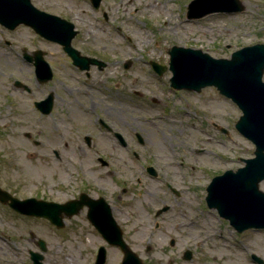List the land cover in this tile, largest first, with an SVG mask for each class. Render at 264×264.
<instances>
[{"label":"rangeland","instance_id":"374dc122","mask_svg":"<svg viewBox=\"0 0 264 264\" xmlns=\"http://www.w3.org/2000/svg\"><path fill=\"white\" fill-rule=\"evenodd\" d=\"M56 1L63 10L52 7ZM88 1L33 0L39 9L62 16L67 12L79 31L73 44L105 64L101 70L90 67L83 90L75 78L77 71L60 62L62 86L78 87L84 95L91 91L117 107L108 115L124 118L116 124L125 137L130 139L137 132L144 144L137 143L134 151L125 150L110 135L103 140L97 135L95 142L108 148L113 145L116 151H110L109 157L120 159L124 165L111 167L108 178L91 166L62 169L51 157L58 140L54 120L22 114L26 105L13 88V80H24L27 70L16 72L7 64L5 40H13L10 33H0V47L4 48H0V162H6L0 167V186L18 198L38 191L60 196V187L80 182L104 183L111 193L118 191L117 182L125 179L127 191L121 201L126 211L134 214L137 210L138 221L123 224L121 229L125 242L143 264H257L251 254L264 262V230L238 234L204 204L205 187L213 176L235 170L243 165L242 159L253 156V145L234 128L239 109L212 87L200 93L174 91L169 88L168 70L158 76L149 68L150 62L165 67L171 46L200 49L213 58H229L244 46L264 43V0H240L244 6L240 13L211 14L198 20L186 18L191 0H102L97 10ZM148 3L157 7L148 9ZM11 32L18 47H29L30 41L37 40L41 46L39 38L26 27ZM132 43L137 47L133 48ZM45 47L59 48L53 43ZM8 58L17 64L13 57ZM8 72L13 75L8 76ZM152 99L154 103L148 106ZM38 130L48 132L44 137ZM25 133H30L29 139ZM33 139L39 142L38 147L33 146ZM202 151L216 163L201 162L197 154ZM28 153L37 156L28 159ZM42 154L43 159L38 157ZM147 164L156 169L158 179L144 172ZM166 183L182 191V197L170 193ZM259 188L264 192V181ZM136 199L141 200L139 204ZM162 205L170 209L155 219L154 213ZM155 221L159 223L157 228ZM69 223L63 230H55L42 220L19 216L0 205V264H32L28 251H38V238L47 245L44 264H93L92 251L102 241L89 229L83 215L74 216ZM146 247L150 249L146 251ZM186 249L192 254L188 261L182 258ZM121 258L120 252L111 249L105 264H120Z\"/></svg>","mask_w":264,"mask_h":264},{"label":"water","instance_id":"95a60500","mask_svg":"<svg viewBox=\"0 0 264 264\" xmlns=\"http://www.w3.org/2000/svg\"><path fill=\"white\" fill-rule=\"evenodd\" d=\"M97 7L99 0H92ZM243 6L239 0H192L188 5L187 18H201L216 12H240ZM23 23L33 28L40 36L59 43L81 69L89 64H101L95 59L79 56V52L70 46L76 34L73 25L55 16L39 12L31 6L30 0H0V24L14 28ZM172 77L171 85L177 89L199 91L206 86H214L218 92L230 98L241 110L242 115L235 128L254 146V158L245 159V166L235 172L226 171L214 177L207 187L206 203L215 208L218 214L227 219L238 232L248 228L264 229V193L258 184L264 179V44L243 47L231 54L230 59H214L200 50L173 47L168 51ZM157 70L160 68L155 66ZM151 170V168H149ZM0 202H9L16 212L35 217H44L57 226H61L58 211H46L42 202L34 199L17 200L0 189ZM51 206V205H49ZM68 216L78 210L62 207ZM79 209V207H78ZM163 209L157 214H160ZM104 214L111 219L108 206ZM113 223V222H112ZM111 245L123 252L121 264H142L141 260L123 242L121 231L114 224L102 232ZM38 248L46 250L44 241H37ZM95 264H103L105 256L101 250ZM33 264H42L43 257L29 252ZM186 251L184 259H190ZM258 262L261 260L256 259Z\"/></svg>","mask_w":264,"mask_h":264},{"label":"flooded vegetation","instance_id":"af4514ba","mask_svg":"<svg viewBox=\"0 0 264 264\" xmlns=\"http://www.w3.org/2000/svg\"><path fill=\"white\" fill-rule=\"evenodd\" d=\"M52 7L63 10V5H61L59 1L53 2ZM44 10L49 13H53L50 10ZM67 19L70 20V17L67 16ZM0 33H10V37L13 40V43L5 41V45L10 46L5 51V56L8 59L7 64L14 67L17 70L16 72L27 70L24 80H13V88L20 94V97L26 105L22 114L39 120H54V129L56 131L54 135L58 140L55 143V145H57L56 148L51 149V157L60 165V167L75 170L77 168H87L88 166H91L100 173H104L105 176L103 177L108 178L110 173L113 171L111 167H121L120 164L122 163L124 165V162H120V159H111L109 157L110 151L115 152L116 148L113 145L108 148L97 144L95 139H97L98 136L102 140L111 136L116 145L125 150L130 149L134 151L137 143L141 146L144 144V141H138L135 136L136 133H133L130 139L125 137V133L122 132L121 128H119L116 124V122H120L124 118L115 116L111 117L108 115L109 110H116L117 107L109 105L101 97H95L91 91H85L86 95H84L78 87L66 85L62 86L59 71L63 64H60V62H65L64 65L67 68H72L77 71L78 75L75 78L76 81H78L77 84L82 83L81 88H83V90L86 88L90 68L86 72L79 70L77 67L72 65L70 58L61 47L58 46L59 48L54 49L45 47V45L50 42L41 38H39L41 46L37 45V40L34 42L30 41L28 43L29 47H18L15 43L17 40L10 30L0 28ZM8 55L11 58L13 57L17 64H15L12 59H9ZM37 67L49 70L51 73V79L45 80L47 75L46 73L37 74L35 72ZM90 67H95L97 70H101L103 68L102 67L100 69L97 65ZM7 74L8 76L13 75L12 72H8ZM79 74L83 75V77H80ZM15 80L19 81V83H14ZM83 90L82 92H84ZM76 93H78V95ZM62 94H65V96H62ZM152 101H154V99H152ZM147 105L151 106L149 103H147ZM111 114L114 115L113 113ZM78 118H81V120ZM110 118H112V120ZM131 118L136 120V117ZM91 127L93 131L97 132H93ZM47 132V130L37 131V133L43 134L44 137ZM116 133H122L124 136V143L117 139L115 136ZM25 137L29 139L30 133H25ZM132 137H134L135 140H133ZM134 141L136 143H134ZM32 143L34 147H38L40 145L35 139L32 140ZM43 155L44 154L39 155L38 157L43 159ZM46 155L47 157L49 156L48 154ZM35 156H37V154H35ZM5 164L6 162H0V167ZM145 167L144 170L146 172ZM154 172L157 176L153 179H158L159 175L156 169ZM6 173L9 172L5 171L4 174ZM125 181V179L119 180L117 182L118 185H120L118 191L114 190L111 193L108 192V187L104 183L90 185L89 183L80 182V184L69 185L68 188L60 187L58 191L60 196H49L48 194L42 195L44 192L41 193L38 191L34 194L24 195L19 198H35L43 202L56 204V209L62 217L63 228L61 230H63L65 227L70 225L69 221L74 216L68 217L66 213L69 211H65L62 207L70 204L69 210H72L74 203L76 202L75 205L77 206V202L82 195L84 197L80 203L81 208L79 209L77 215H83L89 229L97 234V230L104 229L108 225V220H106L103 214L104 202L111 207L112 217L118 226L121 227L123 224H132L138 221L137 210H133L134 214L132 211H126V205H124L121 201L122 195H124L127 191L124 186ZM135 182L136 184L140 183L138 177L135 178ZM167 185L169 184L166 183V187L168 188ZM173 194L176 198H180L182 197L183 192L176 189V192ZM136 200H138L139 204L140 199ZM2 205L6 207V209L10 210L7 204ZM41 220L46 222L45 219ZM104 243L105 242L102 240L98 247ZM108 248L117 251L114 247L108 246Z\"/></svg>","mask_w":264,"mask_h":264},{"label":"bare ground","instance_id":"6f19581e","mask_svg":"<svg viewBox=\"0 0 264 264\" xmlns=\"http://www.w3.org/2000/svg\"><path fill=\"white\" fill-rule=\"evenodd\" d=\"M148 9L154 10L157 6L156 5H152L151 3H148L146 6ZM137 44L136 43H132V47L136 48ZM197 158L201 161L204 162L205 164H215L216 161L213 159L208 158L207 154L205 153V151L200 152L199 154H197Z\"/></svg>","mask_w":264,"mask_h":264}]
</instances>
